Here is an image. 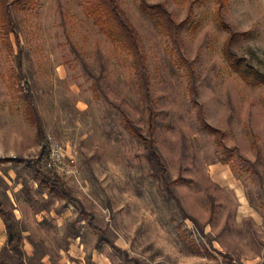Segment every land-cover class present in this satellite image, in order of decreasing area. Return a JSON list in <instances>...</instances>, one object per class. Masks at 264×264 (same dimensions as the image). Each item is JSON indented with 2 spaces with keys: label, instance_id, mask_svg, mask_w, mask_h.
Listing matches in <instances>:
<instances>
[{
  "label": "rangeland",
  "instance_id": "1",
  "mask_svg": "<svg viewBox=\"0 0 264 264\" xmlns=\"http://www.w3.org/2000/svg\"><path fill=\"white\" fill-rule=\"evenodd\" d=\"M0 1V201L30 264H133L122 253L264 264V0H116L139 36L149 99L89 0ZM155 5L181 25L178 52ZM148 108L176 199L163 200L122 122L147 130ZM46 138L79 204L36 195L28 168L43 166Z\"/></svg>",
  "mask_w": 264,
  "mask_h": 264
},
{
  "label": "trees",
  "instance_id": "2",
  "mask_svg": "<svg viewBox=\"0 0 264 264\" xmlns=\"http://www.w3.org/2000/svg\"><path fill=\"white\" fill-rule=\"evenodd\" d=\"M88 2L90 3L88 14L95 19L100 29L109 38L115 41L124 52H126L127 56L130 58L132 69L136 71L137 76L141 80L142 90H144V97L149 99L147 76L145 71V57L140 46L139 36L135 29L130 24L123 11L120 9L116 0H89ZM142 4L143 6L145 5L144 2H142ZM0 7L4 13L6 7L3 2L1 3V1ZM146 7L149 8L148 6ZM150 8V10H152L154 13L156 25L161 28V30L169 37L173 48H175L178 52L181 46V25H178L173 21L171 14L165 9L163 5H155L151 6ZM4 15H6V12ZM18 68L21 71L22 64L20 61H18ZM235 70L237 74L244 77V70L240 68ZM31 98V93L26 91L25 103L27 112L35 125L36 134L39 140L42 141L44 140L42 121L37 110L32 104ZM148 115L149 123L147 130L137 126L130 118L125 115H122V122L128 134L136 138L137 141L142 145L143 156L149 165L151 176L158 184L159 192L162 194L163 200L168 201L170 199H176L171 189L172 182L169 180L167 170L152 136L153 116L151 113V108H148ZM47 146V140L45 139V144L41 153L42 156L46 154ZM28 170L29 180L36 184L35 192L37 196L47 195L51 202H53L54 199H64L67 202L73 203V205L79 204V201L73 196L70 189L67 188L64 179L56 172L50 171L39 164L34 166L32 165L28 168ZM26 184L27 182L25 181L24 185ZM0 219L3 223L6 234L5 244L0 250V264H30L27 261L28 257L21 246L22 235L21 231L19 230L18 221L16 220L12 210L6 209L1 201ZM122 254L125 255L127 262L130 261L133 264H139L136 260H130L127 253Z\"/></svg>",
  "mask_w": 264,
  "mask_h": 264
},
{
  "label": "built area",
  "instance_id": "3",
  "mask_svg": "<svg viewBox=\"0 0 264 264\" xmlns=\"http://www.w3.org/2000/svg\"><path fill=\"white\" fill-rule=\"evenodd\" d=\"M46 140L48 146L46 154L41 158V164L53 172L64 171V155L61 147L52 142L50 138H46Z\"/></svg>",
  "mask_w": 264,
  "mask_h": 264
},
{
  "label": "crops",
  "instance_id": "4",
  "mask_svg": "<svg viewBox=\"0 0 264 264\" xmlns=\"http://www.w3.org/2000/svg\"><path fill=\"white\" fill-rule=\"evenodd\" d=\"M1 229L4 230V239H3V242L0 243V250H1V248L4 246L5 241H6L5 229H4L3 223H2V221H1V219H0V230H1Z\"/></svg>",
  "mask_w": 264,
  "mask_h": 264
}]
</instances>
